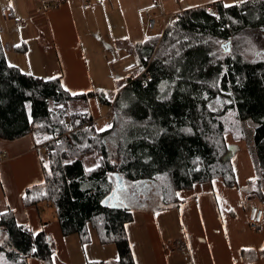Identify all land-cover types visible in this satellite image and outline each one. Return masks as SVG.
Returning <instances> with one entry per match:
<instances>
[{"label":"trees","instance_id":"obj_1","mask_svg":"<svg viewBox=\"0 0 264 264\" xmlns=\"http://www.w3.org/2000/svg\"><path fill=\"white\" fill-rule=\"evenodd\" d=\"M262 30L264 0L218 1L171 18L161 35L137 43L141 74L118 92L108 128L71 107L80 98L106 101L103 92L73 95L60 77L10 66L0 38V136L32 133L47 148L44 181L27 189L25 205L65 194L71 210L66 223L82 242L94 230L100 243L116 244L118 264H135L127 232L133 211L114 206L117 194L106 202L120 187L118 178L155 179L166 208L178 203L179 190L195 183L222 178L233 186L234 152L227 137L243 136L247 118L258 124L254 139L264 177V45L256 33ZM85 156H98L99 162L88 166ZM55 252L50 234L19 223L11 209L1 214L0 264H29L30 258L52 264Z\"/></svg>","mask_w":264,"mask_h":264},{"label":"crops","instance_id":"obj_2","mask_svg":"<svg viewBox=\"0 0 264 264\" xmlns=\"http://www.w3.org/2000/svg\"><path fill=\"white\" fill-rule=\"evenodd\" d=\"M56 1L0 0V38L10 65L43 78L60 77L64 88L79 94L97 91L86 50L118 49L121 40L116 39H125L136 49L137 43L154 34L149 28L151 16L165 13L173 18L189 8L236 0H61L47 7ZM87 2L91 6L85 7ZM24 44L26 49H16ZM138 65L137 60L124 76L125 85L141 73ZM95 97L91 98L94 103ZM93 119L97 122L96 116ZM255 124L245 134L246 142L229 141L237 177L233 186L222 178L195 183L179 190L178 203L166 208L158 181H131L156 192L160 202L159 210H133L134 218L127 224L135 264H264V217L257 230L249 221L253 206L264 209V177L258 182L262 166L257 150L255 154L252 149ZM42 150L47 153L32 133L14 139L0 136V216L11 209L19 223L50 234L56 244L52 264H86L89 260L118 264L117 247L109 251L106 244L83 243L76 228L67 225L71 210L65 194L25 205L27 189L44 181ZM125 183L121 189L127 188L129 182ZM118 196L127 205L126 198ZM160 214L165 216L164 223ZM177 238L187 242L188 252L165 250L166 241ZM247 251H256L257 257L246 255ZM29 264L46 263L30 258Z\"/></svg>","mask_w":264,"mask_h":264},{"label":"rangeland","instance_id":"obj_3","mask_svg":"<svg viewBox=\"0 0 264 264\" xmlns=\"http://www.w3.org/2000/svg\"><path fill=\"white\" fill-rule=\"evenodd\" d=\"M156 17V16H154ZM172 17L168 18V21H170ZM154 34L161 35L162 33L153 31ZM257 38H262V45H264V30L262 31H256ZM153 34V35H154ZM121 40L118 41V49H110V50H100V49H93L92 53L90 51L86 50V57L88 58L90 62V66L92 65V74L94 77V81L96 84L95 90L98 92H105V96L107 97L106 101H103L99 98V96L95 97V103L94 101L90 99L80 98L76 99L71 106L72 109H81L83 111L88 112L91 116H96L97 123L94 122L98 127H105L108 128L113 123V113H112V106L116 99V96L118 92L124 87V76L133 70V65L137 63L138 56L135 48L130 47V44L125 39H116ZM137 67V65H136ZM96 68V71L93 73V69ZM138 68L139 65H138ZM141 73H135L134 76H138ZM103 90V91H100ZM95 91V92H97ZM106 115V116H105ZM107 122L110 124L107 126ZM256 124L251 118L244 119L241 122V133H244L243 136L233 135L230 133L227 137V142L229 143L231 140H242L243 142H246L245 134L248 135L254 130ZM249 138V136H248ZM233 147V145H232ZM253 152L256 154L255 145L252 147ZM42 158L44 160V164L48 165V157L47 153L42 150ZM87 159V165L88 166H94L99 162L98 156L96 157H84ZM263 175L261 180H258V182L262 181ZM129 184H127V188L124 189H118V195H121L122 198H126L127 205L129 204V207L134 210L136 213H140L139 210L148 207L152 210H159L160 208V202L157 198L156 192L154 191H148L146 186H141L140 184H133L131 181H128ZM260 187V186H259ZM143 192L141 195L140 193ZM255 192H260L258 190H255ZM262 193V192H261ZM118 205H126L121 199L117 203ZM160 219L162 222H165V216L163 214H160ZM131 223V222H130ZM128 223V224H130ZM91 239L90 244H102L99 241V238L94 230L90 231ZM178 239V238H177ZM174 240V239H171ZM169 240V241H171ZM167 242V241H166ZM107 249L109 251L111 249L116 248L115 243H109L106 244ZM111 247V248H109ZM91 249H88V251ZM168 251L167 249H165ZM112 251V250H111ZM90 252V251H89ZM106 256V254H105Z\"/></svg>","mask_w":264,"mask_h":264},{"label":"built area","instance_id":"obj_4","mask_svg":"<svg viewBox=\"0 0 264 264\" xmlns=\"http://www.w3.org/2000/svg\"><path fill=\"white\" fill-rule=\"evenodd\" d=\"M59 1L61 0H57L54 3H50L47 5V7L49 8L55 7L58 5ZM89 6H91V3L87 2L85 4V7H89ZM167 23H168V16L165 13L161 14L160 17L151 16L149 19V28L151 31H157V32L163 33V31L166 28ZM109 125L110 124L107 122V126ZM263 217H264V209L258 206H253L250 211V215H249V221H250L251 227L256 230L259 229L262 223ZM164 247L165 249L168 250V252H188L189 250L187 242L182 238L167 241L164 244Z\"/></svg>","mask_w":264,"mask_h":264},{"label":"water","instance_id":"obj_5","mask_svg":"<svg viewBox=\"0 0 264 264\" xmlns=\"http://www.w3.org/2000/svg\"><path fill=\"white\" fill-rule=\"evenodd\" d=\"M229 50H230V47L228 48V51ZM115 176L119 177V175L117 173H115ZM118 179H119L118 181L121 183L120 187L119 188L118 187L114 188V190L111 192L109 197H107L106 202H108L110 198H113L114 194L118 195V189H121V188H123L125 186L126 183H125L124 179L122 177H120ZM114 206H117V203H115Z\"/></svg>","mask_w":264,"mask_h":264},{"label":"snow or ice","instance_id":"obj_6","mask_svg":"<svg viewBox=\"0 0 264 264\" xmlns=\"http://www.w3.org/2000/svg\"><path fill=\"white\" fill-rule=\"evenodd\" d=\"M225 7H231V5H225ZM17 47H19V45H17ZM11 66V65H10ZM73 95H75V93H73ZM104 129H101V131H103ZM89 171H91V169H89ZM33 251H35V249H33Z\"/></svg>","mask_w":264,"mask_h":264},{"label":"bare ground","instance_id":"obj_7","mask_svg":"<svg viewBox=\"0 0 264 264\" xmlns=\"http://www.w3.org/2000/svg\"><path fill=\"white\" fill-rule=\"evenodd\" d=\"M227 134V133H226Z\"/></svg>","mask_w":264,"mask_h":264}]
</instances>
